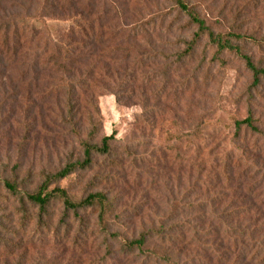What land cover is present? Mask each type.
<instances>
[{
    "label": "rangeland",
    "instance_id": "1",
    "mask_svg": "<svg viewBox=\"0 0 264 264\" xmlns=\"http://www.w3.org/2000/svg\"><path fill=\"white\" fill-rule=\"evenodd\" d=\"M80 1L90 19L101 17L103 35L73 74L33 63V51L25 64L0 67V178L19 189L0 184V264H141L119 246L152 226L166 236L151 247L180 264H264V80L252 84L243 58L264 67V0H187L210 30L244 35L231 38L241 53L197 36L177 0ZM24 2L38 15L47 1ZM59 13L45 18L56 39L82 21ZM248 115L258 131H237ZM107 135L109 154L94 153L91 168L50 187L74 199L107 193L108 232L95 208L56 200L41 211L29 201L46 175L83 159L81 141ZM236 236L258 239V255L217 263Z\"/></svg>",
    "mask_w": 264,
    "mask_h": 264
},
{
    "label": "trees",
    "instance_id": "2",
    "mask_svg": "<svg viewBox=\"0 0 264 264\" xmlns=\"http://www.w3.org/2000/svg\"><path fill=\"white\" fill-rule=\"evenodd\" d=\"M9 1L2 5V16H0V67H8L15 63H27L21 56L28 55L33 51L35 57L33 63L39 62L43 59L45 62H54L58 67L66 68V70L73 74V67L84 58V55L89 51L90 46H93V41L96 44L102 42L103 23L101 17L98 16L94 21L90 19L89 3H81L80 0H46L41 7L38 15H31L35 10L32 3L25 5L24 0H4ZM178 6L193 23L198 26V34H207L212 43L217 46L218 51L230 50L237 53L240 52V47L232 43L231 38L238 40H245L244 35L236 33H228L229 38L221 33H215L210 30L205 21L200 18L191 7H189L187 0H177ZM77 12L80 14L79 18L82 21L71 25L65 29L62 39L52 37L48 31V25L45 21L46 17L61 14V11ZM76 18V17H75ZM30 20H34L31 22ZM97 22V24H95ZM71 24V23H70ZM97 28L96 33L93 29ZM93 31V32H92ZM86 43L89 48L86 47ZM30 51V52H29ZM246 66L250 69L253 75L254 86L259 85L264 80V67L255 64L247 55H243ZM29 62V60H28ZM29 64V63H28ZM38 65V64H37ZM71 65V66H69ZM36 73V72H35ZM40 72L35 75L39 76ZM237 131L250 130L257 132L258 128L254 123L251 115L246 116L242 120L235 122ZM112 135L102 137L100 144H92L89 140L82 142L83 159L75 160L65 164L57 173L53 175H46L44 181L31 192L27 193V198L34 205L38 206L41 211L53 201L59 200L63 203L67 210L77 212L79 209L95 208L98 212L100 224L105 232L109 228V215L113 212V201L107 193L98 191L90 193L87 197L81 199H74L66 189L60 186L50 187L52 180L65 178L77 170H87L93 165V154L99 155L109 154L111 147L109 140ZM3 183L4 187L13 194H18V183L16 180L1 179L0 184ZM262 216L264 217V208L261 209ZM264 224V219H263ZM163 228L149 227L141 231L135 238L125 239L119 246V252L122 257H140L142 258L141 264H180L177 261L176 255H172L167 248L157 250L151 247V240L155 237L165 238L166 233ZM113 236H116L115 234ZM249 237V236H248ZM170 239V237H168ZM258 239L244 240L241 236H236L233 241H228L227 246L224 248L225 253L228 255H216L217 263L219 260L224 259L229 262L232 260L245 259L249 262V258L258 255V251L263 246H259ZM139 254V255H138ZM142 254V255H140ZM231 254V255H230ZM250 255V256H249ZM249 256V257H248ZM214 257L210 255L209 262ZM264 262V255L262 259ZM263 264V263H262Z\"/></svg>",
    "mask_w": 264,
    "mask_h": 264
}]
</instances>
